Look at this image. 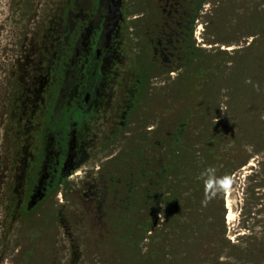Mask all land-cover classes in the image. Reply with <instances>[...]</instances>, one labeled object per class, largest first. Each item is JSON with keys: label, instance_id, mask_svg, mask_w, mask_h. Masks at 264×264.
<instances>
[{"label": "rangeland", "instance_id": "rangeland-1", "mask_svg": "<svg viewBox=\"0 0 264 264\" xmlns=\"http://www.w3.org/2000/svg\"><path fill=\"white\" fill-rule=\"evenodd\" d=\"M185 3L123 0L121 56L111 71L108 121H97L83 163L60 192L50 190L28 212L9 205L17 198L25 203L28 183L20 176L22 165L12 159L18 146L12 118L0 114V264H264V0H206L192 15ZM47 7L48 0H0L1 62H12L28 23L24 12L37 8L43 14ZM142 18L156 26L154 37L169 20L168 32L182 31L181 45L193 44V58H174L166 66L157 57L151 63ZM141 66L150 74L142 103L147 111L140 107L122 138L107 141L104 132L118 125L121 99ZM8 69H0L1 77ZM248 78L259 91L245 83ZM154 139L159 142L148 153ZM133 147L134 160L123 156ZM209 166L235 182L205 207L198 176ZM107 175L133 179L141 208L133 223L123 217L116 223L115 208L109 207L113 197L106 196L98 211ZM151 179L157 185L149 186ZM89 187L97 200L87 198ZM148 193L159 198L149 200ZM61 205L69 237L54 216Z\"/></svg>", "mask_w": 264, "mask_h": 264}, {"label": "flooded vegetation", "instance_id": "flooded-vegetation-1", "mask_svg": "<svg viewBox=\"0 0 264 264\" xmlns=\"http://www.w3.org/2000/svg\"><path fill=\"white\" fill-rule=\"evenodd\" d=\"M117 1L57 0L54 9V0H48V7L43 14H38L37 8L27 10L29 13L24 12V16H28V23H25L21 39L16 43L17 50L14 51L12 62L8 65V61H0V69L9 66L8 74L2 77L0 75V114L12 118L13 127L10 131L14 144L18 143L12 159L15 160L14 164L20 162V176L28 183L25 203L17 198L9 204L14 210L24 209V212H28L52 189L56 195L58 187L83 163L93 140V128L97 121H108L106 111L114 99L108 93L111 71L121 56L119 47L123 38V0H119L121 18L117 23L116 16H112L113 6ZM140 15L142 14L137 17ZM143 21L142 18L140 23ZM144 22L147 38L149 37L148 41L152 46L151 63L160 57L167 66L172 59H185L191 52L192 43L182 46L180 41L177 45L175 39L183 36L182 31L174 34L175 36L168 32L169 20L164 22L165 31L155 34L156 38V26ZM154 22L161 25V21ZM172 37H175L173 41L170 39ZM147 68L141 66L136 73L133 85L121 99L123 108L120 110L118 125L109 127L107 133L104 132L105 140L117 141L122 138L123 130L137 120L140 107L147 111L142 104L148 97L150 74L144 72ZM119 104L120 101L113 106L119 107ZM149 140L146 139L147 144ZM158 142L157 139L151 140L152 149L147 152L150 153V150L153 153V145ZM135 150V147L126 149L123 156L134 160ZM70 156L72 159L69 164L72 168L66 173L64 165ZM162 160L166 162L167 158L164 156ZM160 169L163 174L166 172L164 163ZM149 172H154V176L159 174V170ZM101 177L100 175L99 178ZM107 182L103 189L104 199H98V211L104 208L102 202H107V197H113L114 202L109 207L115 208L116 223L119 224L122 217L129 224L133 223L140 206L134 199L136 185L133 179L127 182L114 175H107ZM157 183L151 179L149 186ZM38 188L41 189L43 197L28 207ZM88 189L90 192L87 191V198L97 200L95 191L91 187ZM14 192L13 189L12 196H15ZM146 198L158 199L159 194L148 193ZM63 209L64 205H61V209L58 208L54 216L65 226L69 237L66 228L68 221L64 223V217L62 218L65 214ZM107 213L108 211H104L106 218ZM131 229L133 228L129 227ZM71 246L74 248V243ZM75 250L73 249V257Z\"/></svg>", "mask_w": 264, "mask_h": 264}, {"label": "clouds", "instance_id": "clouds-1", "mask_svg": "<svg viewBox=\"0 0 264 264\" xmlns=\"http://www.w3.org/2000/svg\"><path fill=\"white\" fill-rule=\"evenodd\" d=\"M246 84H253L251 78L245 80ZM253 87L259 91V84H253ZM198 179L204 185V199L201 201L202 206H207V204L224 192H228L232 189L234 184V178L231 175L218 176L216 174V169L214 167L204 168L198 176Z\"/></svg>", "mask_w": 264, "mask_h": 264}, {"label": "trees", "instance_id": "trees-1", "mask_svg": "<svg viewBox=\"0 0 264 264\" xmlns=\"http://www.w3.org/2000/svg\"><path fill=\"white\" fill-rule=\"evenodd\" d=\"M60 1H63V2H66V0H60ZM170 1H175L176 3L177 2H179L180 1V3L182 4L183 3V0H170ZM190 0H185V4H186V6L188 7V13L187 14H189V15H192L193 14V12H195L197 9H198V7H202V5L206 2V0H191L192 2H194V3H192V2H189ZM172 3H174V2H172ZM65 7H67V5H65ZM24 15H25V13H24ZM158 13H153V15H152V17H154V20H158L159 18H158ZM149 17H151V16H149ZM144 19V18H143ZM161 19L162 18H160V21H161ZM145 21V20H144ZM143 21V22H144ZM145 23V22H144ZM146 23H148V21H146ZM170 39H172V41L175 39V37H172V38H170ZM185 39V37L184 36H179L178 38L176 37V42H177V45L179 44V42L181 41H183ZM193 54V53H192ZM191 53H188L186 56H185V60L187 61V60H191L192 58H193V55H192ZM138 224L139 225H141L142 224V221H139L138 222ZM146 224V223H145ZM145 228H146V232H149V231H151V229H149L150 227L148 226V225H145Z\"/></svg>", "mask_w": 264, "mask_h": 264}, {"label": "water", "instance_id": "water-1", "mask_svg": "<svg viewBox=\"0 0 264 264\" xmlns=\"http://www.w3.org/2000/svg\"><path fill=\"white\" fill-rule=\"evenodd\" d=\"M113 14L112 16H116L115 20H116V23L118 22V20L121 18V12H120V1L118 0L116 2V4L113 6ZM71 157V156H70ZM72 157L69 159V157L66 159L65 161V165H64V169L67 171L66 173H68L70 171V169L72 168L71 164H69V162L71 161ZM41 185V179L39 181V187ZM41 197H43V193L41 191L40 188H38L36 190V193H34L32 195V203L29 204L28 207H30L32 204H34L36 202L37 199H40Z\"/></svg>", "mask_w": 264, "mask_h": 264}, {"label": "bare ground", "instance_id": "bare-ground-1", "mask_svg": "<svg viewBox=\"0 0 264 264\" xmlns=\"http://www.w3.org/2000/svg\"><path fill=\"white\" fill-rule=\"evenodd\" d=\"M229 206V205H228ZM233 216V215H232ZM229 217V216H228Z\"/></svg>", "mask_w": 264, "mask_h": 264}]
</instances>
